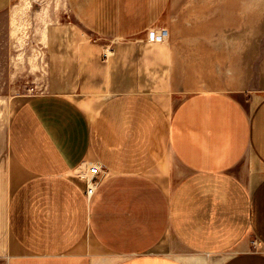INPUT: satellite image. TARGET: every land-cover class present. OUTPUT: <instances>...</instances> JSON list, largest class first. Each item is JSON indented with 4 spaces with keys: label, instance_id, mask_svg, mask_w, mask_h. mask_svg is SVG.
Wrapping results in <instances>:
<instances>
[{
    "label": "crops",
    "instance_id": "crops-1",
    "mask_svg": "<svg viewBox=\"0 0 264 264\" xmlns=\"http://www.w3.org/2000/svg\"><path fill=\"white\" fill-rule=\"evenodd\" d=\"M74 1L113 41L0 98V264H264V0Z\"/></svg>",
    "mask_w": 264,
    "mask_h": 264
},
{
    "label": "rangeland",
    "instance_id": "rangeland-1",
    "mask_svg": "<svg viewBox=\"0 0 264 264\" xmlns=\"http://www.w3.org/2000/svg\"><path fill=\"white\" fill-rule=\"evenodd\" d=\"M75 3L12 0L8 18L6 15L0 19V98L72 91L78 81L80 47L111 45L110 37L79 26L71 11ZM183 17L190 19L187 15ZM204 19L205 16L196 17L198 24ZM214 20L211 16L209 22ZM171 22H178V15L172 16Z\"/></svg>",
    "mask_w": 264,
    "mask_h": 264
},
{
    "label": "built area",
    "instance_id": "built-area-1",
    "mask_svg": "<svg viewBox=\"0 0 264 264\" xmlns=\"http://www.w3.org/2000/svg\"><path fill=\"white\" fill-rule=\"evenodd\" d=\"M109 51H111V50H109ZM108 52L106 53H104V57L105 58H107L108 57ZM90 171L91 172H93L94 173V175H96L97 173H99V171H101V168H98V167H92V168H90ZM78 177L80 178V179H82V180H85L86 182H87V196L88 197H90L91 195H93L94 194V192H95V186H96V184H98V183H94V184H92V185H90V183H89V179H88V175L86 174V173H84V172H81L79 175H78Z\"/></svg>",
    "mask_w": 264,
    "mask_h": 264
}]
</instances>
